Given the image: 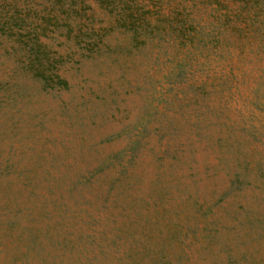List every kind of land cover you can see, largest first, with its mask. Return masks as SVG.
<instances>
[{
	"label": "rangeland",
	"instance_id": "obj_1",
	"mask_svg": "<svg viewBox=\"0 0 264 264\" xmlns=\"http://www.w3.org/2000/svg\"><path fill=\"white\" fill-rule=\"evenodd\" d=\"M0 264H264V0H0Z\"/></svg>",
	"mask_w": 264,
	"mask_h": 264
},
{
	"label": "trees",
	"instance_id": "obj_2",
	"mask_svg": "<svg viewBox=\"0 0 264 264\" xmlns=\"http://www.w3.org/2000/svg\"><path fill=\"white\" fill-rule=\"evenodd\" d=\"M35 59L38 63L37 65H43L45 66V69H40L39 67L35 68V72H33V75L37 76L45 86H58L62 88H66L68 86V82L66 79L62 78L57 73L52 76L51 73L48 72V66L51 65L50 56L48 55L47 50L45 48L43 49L39 44L35 48ZM46 71L48 74H46Z\"/></svg>",
	"mask_w": 264,
	"mask_h": 264
}]
</instances>
